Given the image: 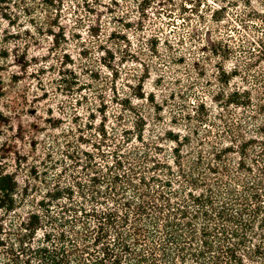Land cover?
Listing matches in <instances>:
<instances>
[{
  "label": "rangeland",
  "instance_id": "1",
  "mask_svg": "<svg viewBox=\"0 0 264 264\" xmlns=\"http://www.w3.org/2000/svg\"><path fill=\"white\" fill-rule=\"evenodd\" d=\"M141 1L62 0L66 36L54 47L52 38L41 37L29 22L55 16L41 11L45 0H0V159L19 187L30 188L29 202L42 198L48 177L63 169L59 160L66 153L92 150L85 143L96 141L103 115L111 130L117 126L114 116L130 102L147 118L146 139L158 141L164 155L171 153L169 139L175 135H190L197 145L192 130L202 128L187 117L195 118L201 103L210 114L205 126L213 143L225 138L226 146L236 139L239 151L249 142V156L260 150L264 0H172L162 7L156 0L144 17ZM153 35L160 39V57L149 51ZM32 72L40 74L44 86L29 76ZM140 93L146 98L138 99ZM229 157L234 166L240 161L238 154ZM55 161L57 167L45 171L44 164Z\"/></svg>",
  "mask_w": 264,
  "mask_h": 264
},
{
  "label": "trees",
  "instance_id": "2",
  "mask_svg": "<svg viewBox=\"0 0 264 264\" xmlns=\"http://www.w3.org/2000/svg\"><path fill=\"white\" fill-rule=\"evenodd\" d=\"M155 1L139 3L141 16ZM168 1L159 0V7ZM44 4L41 11L55 16H34L29 22L60 46L66 36L60 22L64 4ZM160 44L158 37L148 38L152 55L160 57ZM34 74L29 76L44 86ZM22 98L27 102L26 95ZM126 106L114 116L117 126L111 130L106 115L101 117L96 141L85 143L92 150L78 147L59 160L63 169L48 177L35 204L29 202L30 188L19 187L0 159V264H264V141L251 156L249 142L239 151L236 139L226 146L225 138L213 143L205 126L210 114L201 103L195 118L187 117L202 128L192 130L200 147L190 135H172L174 147L164 155L158 141L146 139L144 113L133 102ZM237 154L234 166L229 155ZM56 163L44 164L45 171ZM17 164L21 168L22 157Z\"/></svg>",
  "mask_w": 264,
  "mask_h": 264
}]
</instances>
